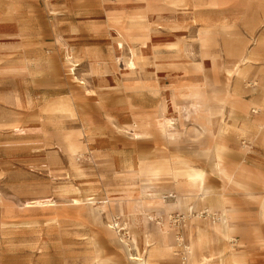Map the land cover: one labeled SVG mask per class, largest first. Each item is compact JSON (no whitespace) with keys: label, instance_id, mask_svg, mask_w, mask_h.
<instances>
[{"label":"rangeland","instance_id":"rangeland-1","mask_svg":"<svg viewBox=\"0 0 264 264\" xmlns=\"http://www.w3.org/2000/svg\"><path fill=\"white\" fill-rule=\"evenodd\" d=\"M204 32L210 41L201 46ZM261 35L264 0H0V264H132L117 241H130L125 229L111 237L104 228L112 216L122 225L132 212L139 248L146 238L155 247L150 264H179L175 234L191 237L198 251L196 224L208 230L210 264L224 247L242 257L237 264H264V128H248L245 137L216 133L227 99L233 121L264 119V106L251 103L264 92V78H256L264 67ZM231 43L241 53L228 56ZM247 49L255 50L243 64ZM130 57L132 71L124 63ZM233 65L252 69L240 89L226 73ZM162 114L172 120L174 139L157 129ZM128 124V133L142 136L127 135ZM69 132L82 147L72 156L64 144ZM218 141L228 147L219 172L212 153ZM143 162L204 169L212 198L221 195L232 207L229 243L218 237L214 216L185 213L189 204L200 207L195 199L177 204L169 175L156 184L139 173ZM146 192H158L169 212L142 204ZM74 196L123 201H108L106 215L95 208L100 203L72 205ZM45 197L56 205L22 208ZM168 214L185 221L170 225Z\"/></svg>","mask_w":264,"mask_h":264},{"label":"bare ground","instance_id":"bare-ground-1","mask_svg":"<svg viewBox=\"0 0 264 264\" xmlns=\"http://www.w3.org/2000/svg\"><path fill=\"white\" fill-rule=\"evenodd\" d=\"M241 15H242V13H241ZM255 18H256V16H255ZM256 22H257V19H256ZM116 32H117V35L119 37H121V34L118 31H116ZM261 36H263V38H264V35H261ZM260 38H258V39H260ZM209 41H210V39L208 38L207 33L204 32L201 36V41H200L201 46L207 45L209 43ZM261 44H262V42L258 43L255 46L258 47ZM117 46L119 49H122L123 43L120 40H118ZM225 46H226L225 51H226L228 56L233 57L237 53H239V51L241 53V48H239L238 46L232 45V43L227 44ZM254 50L255 49H247L246 51H244L242 56L240 55V61L243 64H245L246 62H250L251 54L254 52ZM124 63H125L126 69H129L132 71L136 68V61L133 57L127 58L124 61ZM250 71H252L251 67H246L244 65L242 67L233 65V67L231 69H226L227 75L232 76L235 80V87H234L235 89L241 88L242 80H246ZM71 74H74V72H71ZM256 78H260V79L264 78V67L259 68L256 71ZM254 85H255V83H254ZM84 91L86 94L94 92V91H92L90 89H86V88H84ZM223 102H224V104L221 107L218 127L216 130V133H217L219 138L224 137L225 133L228 132L229 129H232L234 132H237L238 135L245 137L247 132L249 131L248 128H254L256 130V132L258 130H261L264 128V119L263 118H255V119H253V121H247L244 119H242V120L238 119V120L233 121L232 116H231V111L233 109L232 108L233 105H231V104H234V102L229 101V99L224 100ZM251 103L256 107H259L258 109H260L261 106H264V92L263 93L260 92L258 96L254 97V99H252ZM58 107L61 110L65 109V108L69 109L68 106H65V105H63V106L59 105ZM162 111L164 112L165 109L163 108ZM253 112H256V110H253ZM88 117H90V116H88ZM171 121H172L171 118L165 117L164 114H162L161 118L158 120L159 126L157 129L159 132H161V136L164 139H174V137H175L176 132L172 131V130H174V128L172 127ZM232 122L234 124H232ZM129 127H131L130 124L126 125V127L122 128V130H124V132L127 133V135L132 136L131 138H140L142 136L141 135L142 133L139 132L138 129L137 130L132 129V132L128 133V130H131V129H129ZM175 129H177V128H175ZM229 132H230V130H229ZM261 132H263V131H261ZM76 136H77V134L71 133V132L65 134V136H64L65 148H66V151L70 154V156L74 155L76 152H78L82 149L81 145L77 142ZM242 144H243V147H246V141H244ZM227 150H228V147L222 141H218V142H215L213 144L212 153L214 154V157H216L215 161H214V169L215 170H217V171L220 170V162L222 161V155ZM71 165L73 166V168L75 170H77V171L79 170V168L75 165V163H72ZM138 172L139 173L143 172L145 175H147V178L149 181L155 182L156 184H158V182L162 181L161 176L163 174L169 175L168 182L170 183V186H173V189L176 190L175 192L179 193V194L176 193L177 204H180L182 198L183 199L193 198L197 201V204H199V206H200L199 208H197L196 204H193V205L189 204L186 207L185 213H187L191 217H196V216H199L200 214H205V216H209V215L214 216L215 221L217 222L216 226H217L218 233H219L218 237L220 239H223L224 241H228V243H229V240L232 239V237L230 235V233L233 230V226H234V223H233L234 222V216H233V212H232V207L228 204L227 201H225V199L221 195H218V196L215 195L216 197L212 198L214 193H213V190L206 184V171L204 169L196 167L194 165H186L183 168L167 169L165 167V165L163 166L159 162H156V163H144L143 162L139 166ZM229 179L231 182H234L238 185L240 184L238 181L232 179L231 177H229ZM164 182H166V181H164ZM76 191L78 193V189ZM244 192L248 196L253 195L250 190H244ZM158 194H159L158 192H146L145 195L149 196V197L140 198L141 199L140 201L142 204L146 203V205L148 207L152 205L155 207V209L162 210V212L164 211V212L168 213L169 210L171 209V206L169 204H166L163 200V197L158 196ZM83 199L86 201L85 202L86 204H90V205H95L97 203H100L95 208H97L98 211L101 212V214L108 213V211H107L108 201H110L114 204L118 203V201H123V199H113V200H109V199L106 200L105 198L97 199L95 196H88L86 198H81V199L79 197L74 196L71 198L70 201H71L72 205H79L82 203ZM54 205H56V202L54 199L45 197V198L26 200L23 202L22 208H33V207L54 206ZM214 206L218 210H215ZM194 208L198 209L196 215L193 214ZM144 211H145L144 208L141 209L140 214H144ZM259 213H260L261 218L264 220V193L261 195V198H260ZM162 214H164V213H162ZM133 215H136V214H134L133 212H132V214H127V220H125L124 223L122 224L124 226L121 227L120 225H118L117 226L119 228L118 230H117V227L115 226L114 223L113 224L108 223L104 227L105 231L107 232V234L109 236L115 237L117 232H119V230L125 229L123 236L127 235L128 237H130V241L122 239L121 237L120 238L118 237L117 241H118L121 249L124 251L126 258L128 260H130L132 262V264H150L149 263V257L151 256L152 252H154L155 247H152L150 245L149 239L146 238L144 240V243H145V245L143 246L144 248L143 249L139 248L137 233L130 230V224H132ZM167 216L169 218L171 215L168 214ZM150 217H151V219H153L152 215ZM155 219L156 220L159 219V221H157L158 224H160L162 226L164 225V223L162 221L163 219L161 217V214H159V216L156 217ZM144 223L146 225V220H144ZM163 231H164V233H166L167 227ZM208 234H209L208 230L206 231V229H204V228H202L196 224V242L198 245V251L196 250V247H195V241L191 237H190L191 240L189 241V245H188V248L190 250V254L188 255V257L189 258L193 257L196 264H210V263L214 262L213 254H211L207 248V241H208L207 235ZM175 236H176V234L174 235V237ZM142 239H143V237H142ZM221 245H222V243H221ZM92 248H94V247H92ZM163 248L165 250H170L171 246H170V244L164 242ZM240 261H243L241 256L234 255L233 252L226 254L225 253V247H224L223 249H220V251H218V255H217V259H216L217 263H215V264H237Z\"/></svg>","mask_w":264,"mask_h":264},{"label":"built area","instance_id":"built-area-1","mask_svg":"<svg viewBox=\"0 0 264 264\" xmlns=\"http://www.w3.org/2000/svg\"><path fill=\"white\" fill-rule=\"evenodd\" d=\"M118 220L119 217L118 216H112L111 217V222L115 224V226L117 227L118 225ZM169 224L173 225V226H178L181 222L185 221L184 216L182 215H178L175 214L174 216L171 215L169 217ZM122 227V225H120ZM117 229H119L117 227ZM123 230V229H122ZM175 240V244L180 247L179 252H177L178 256H179V264H188V254H189V249H188V245L185 243L184 238L181 236V234H176V236L174 237ZM234 242V240H233Z\"/></svg>","mask_w":264,"mask_h":264},{"label":"crops","instance_id":"crops-1","mask_svg":"<svg viewBox=\"0 0 264 264\" xmlns=\"http://www.w3.org/2000/svg\"><path fill=\"white\" fill-rule=\"evenodd\" d=\"M244 140L245 141H247L248 142V140L246 139V138H244ZM175 234V233H174ZM182 234H183V230H182ZM234 238V244L232 243V244H230V245H232V247H234V246H236L235 244H236V242H237V239H236V237H233ZM184 241H185V243H187L188 244V242H189V239H184ZM237 247V246H236ZM189 249V248H188ZM189 254H190V250H189ZM188 254V255H189ZM188 264H191V258H189L188 259Z\"/></svg>","mask_w":264,"mask_h":264}]
</instances>
